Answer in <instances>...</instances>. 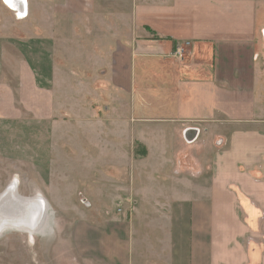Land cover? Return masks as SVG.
Returning <instances> with one entry per match:
<instances>
[{
  "label": "crops",
  "instance_id": "0c3cea01",
  "mask_svg": "<svg viewBox=\"0 0 264 264\" xmlns=\"http://www.w3.org/2000/svg\"><path fill=\"white\" fill-rule=\"evenodd\" d=\"M23 1L17 20L0 0V161L83 216L74 249L103 264H264V0ZM104 189L127 214L99 213Z\"/></svg>",
  "mask_w": 264,
  "mask_h": 264
},
{
  "label": "rangeland",
  "instance_id": "374dc122",
  "mask_svg": "<svg viewBox=\"0 0 264 264\" xmlns=\"http://www.w3.org/2000/svg\"><path fill=\"white\" fill-rule=\"evenodd\" d=\"M9 13L12 16L16 15L15 19L17 20L21 17L16 13ZM4 17L6 16L0 12V20H3ZM260 20L264 21V13L260 15ZM66 48L65 45L61 44L58 50L64 53L66 52ZM114 48V43L107 44L108 51H113ZM226 48L227 46H222L220 49L227 52ZM62 62L63 60H61ZM95 62L93 60V67L96 66ZM137 94L135 101L140 105L141 114L144 112V116L149 115V113L153 115L152 109L154 105L151 103V100H148L149 93L144 94V100L139 96V92ZM111 100L114 101V98ZM139 100L142 102L140 103ZM137 116L139 115H135V117ZM20 143L19 141V145ZM75 173L76 175L86 174L79 169ZM71 179L76 180L73 174H71ZM9 187H13L16 194L20 197L32 198L39 196L36 193L34 172H29L27 169L0 161V195ZM100 199L101 201H94L97 203V209L100 214L107 212L110 218H118L127 214V200L118 199L116 195L110 192V189H104V193H102ZM80 202L79 200L78 204ZM46 206L45 218L34 232L10 228L0 231V264H103L97 255L96 257L93 253L86 255V252L83 250H75L74 243L78 244V246H82V243L75 240L73 242L71 236H68L69 230L77 222L80 221L81 227H83V216H78L74 213H68L64 216V214H58L52 205L46 204ZM142 206V203L139 204L140 208ZM82 210L84 209L82 208ZM164 210H166L164 202L159 203L155 207V211L158 214H163Z\"/></svg>",
  "mask_w": 264,
  "mask_h": 264
},
{
  "label": "bare ground",
  "instance_id": "6f19581e",
  "mask_svg": "<svg viewBox=\"0 0 264 264\" xmlns=\"http://www.w3.org/2000/svg\"><path fill=\"white\" fill-rule=\"evenodd\" d=\"M12 198H16L17 200L21 202L19 201L16 202V200ZM9 200L11 202H9ZM15 202H16V205L13 204ZM24 204L25 206L23 207L24 208L23 212L26 213L24 214L26 215L24 218L25 220H22L21 222H19L18 220H10L9 218L6 217V216L13 215L17 210H21L20 207H22ZM37 204L38 206H40L39 207L40 213L38 217L34 209H33V212L35 214H33L32 212V208L38 207ZM25 208H27V210H25ZM0 210H1L0 211V218H1L0 222H5V224H7L5 227H1L0 231L10 228V229H23L29 232H34L36 229L39 228V226L43 222L45 215H46L47 206L44 200L40 196H35L32 198L20 197L19 195L16 194V191L14 190L13 187H9L5 191L4 194L0 195Z\"/></svg>",
  "mask_w": 264,
  "mask_h": 264
},
{
  "label": "water",
  "instance_id": "95a60500",
  "mask_svg": "<svg viewBox=\"0 0 264 264\" xmlns=\"http://www.w3.org/2000/svg\"><path fill=\"white\" fill-rule=\"evenodd\" d=\"M8 1V3L11 5V6H13L14 8H16L18 11H22V9H23V1L22 0H7ZM189 132H191V131H186V133H185V135L186 134H189ZM194 134H195V132L193 131V136L192 137H187V136H185V139L187 140V142H191V141H193L194 140V138H195V136H194ZM5 193V192H4ZM3 193V194H4ZM2 195V194H1ZM12 199H14V200H16V202L17 201H19V200H17L16 198H12ZM9 202H11L10 200H9ZM16 202L15 203H13V204H15L16 205ZM19 202H21V201H19ZM36 205V204H35ZM25 206V204L22 206V207H20V209L22 210H17L13 215H10V216H6L7 218H9L10 220H18L19 222H21L22 220H25L24 218H25V216L26 215H24V214H26L25 212H23V210H24V207ZM37 206H38V204H37ZM40 206H38V207H36V208H32V206H31V208H32V212H33V209L35 210V213H37V217H38V215H39V213H40V208H39ZM2 210V209H1ZM0 210V211H1ZM25 210H27V208H25ZM34 212H33V214H35ZM1 219V218H0ZM12 223V222H11ZM7 224H5V222H0V229H1V227H5Z\"/></svg>",
  "mask_w": 264,
  "mask_h": 264
},
{
  "label": "built area",
  "instance_id": "2783aa9c",
  "mask_svg": "<svg viewBox=\"0 0 264 264\" xmlns=\"http://www.w3.org/2000/svg\"><path fill=\"white\" fill-rule=\"evenodd\" d=\"M3 1H4V2L6 3V5H7L11 10H13L16 14L21 15V14L24 13V11H25V3H24L23 0H22V1H23V9H22L21 12L18 11V10H17L16 8H14L13 6H11V5L8 3L7 0H3ZM184 54H185V49H184V47H183V46H177V47L175 48L174 52H173L172 57H173L174 59H176V60H181V59H183Z\"/></svg>",
  "mask_w": 264,
  "mask_h": 264
}]
</instances>
